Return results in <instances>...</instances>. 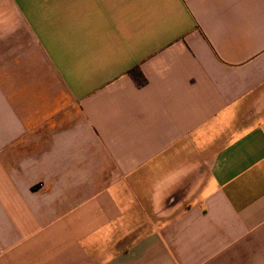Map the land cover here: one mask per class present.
Returning a JSON list of instances; mask_svg holds the SVG:
<instances>
[{
    "label": "crops",
    "instance_id": "1",
    "mask_svg": "<svg viewBox=\"0 0 264 264\" xmlns=\"http://www.w3.org/2000/svg\"><path fill=\"white\" fill-rule=\"evenodd\" d=\"M0 264H264V0H0Z\"/></svg>",
    "mask_w": 264,
    "mask_h": 264
},
{
    "label": "trees",
    "instance_id": "2",
    "mask_svg": "<svg viewBox=\"0 0 264 264\" xmlns=\"http://www.w3.org/2000/svg\"><path fill=\"white\" fill-rule=\"evenodd\" d=\"M128 72L138 86H143L148 82V78L143 73V71L139 65H136V66L130 68Z\"/></svg>",
    "mask_w": 264,
    "mask_h": 264
}]
</instances>
